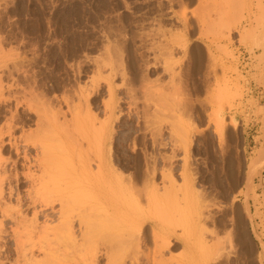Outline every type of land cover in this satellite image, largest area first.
Listing matches in <instances>:
<instances>
[{
    "label": "rangeland",
    "instance_id": "obj_1",
    "mask_svg": "<svg viewBox=\"0 0 264 264\" xmlns=\"http://www.w3.org/2000/svg\"><path fill=\"white\" fill-rule=\"evenodd\" d=\"M0 63L3 207L101 159L122 203L38 205L28 264H264V0H0Z\"/></svg>",
    "mask_w": 264,
    "mask_h": 264
},
{
    "label": "bare ground",
    "instance_id": "obj_2",
    "mask_svg": "<svg viewBox=\"0 0 264 264\" xmlns=\"http://www.w3.org/2000/svg\"><path fill=\"white\" fill-rule=\"evenodd\" d=\"M206 1V0H205ZM208 1V0H207ZM202 2V1H201ZM205 3V2H204ZM202 6V5H201ZM200 6V7H201ZM201 8H208L206 5H203V7H201ZM211 10V8H208V10ZM206 10V9H205ZM209 10V11H210ZM215 9H213V11H214ZM215 12V11H214ZM205 13H207V12H205ZM207 15V14H206ZM208 15H210V14H208ZM209 18V17H208ZM0 65H1V63H0ZM2 92V91H1ZM0 96H1V94H0ZM15 145H17V144H15ZM14 146V145H13ZM26 158H27V156H26ZM102 158V157H101ZM100 158V159H101ZM99 159V160H100ZM28 161H29V159H27ZM42 163V162H41ZM186 163V162H185ZM43 164V163H42ZM79 164H80V162H79ZM78 164V165H79ZM82 164V163H81ZM104 165H105V163H104V161H103V159H101L100 160V164H99V166H98V164H97V166H98V169L95 171L96 173H94V170H92V168L90 169L88 166H86V165H81V166H78V167H75V165H74V167L75 168H71L72 170H73V172H71V171H68V172H65V171H63L64 173H59V172H62V171H57V172H55V171H51V173L53 174V176H52V174L50 175V177H49V175H47L48 173L50 174V171L45 175L44 174V172H43V177H46V181H48L49 182V178H51V180L52 181H50L51 183H48V182H46L45 180L44 181H42V178H41V181L42 182H44L45 183V186H50L51 185V187L53 188V189H56L57 187L59 188V189H61V191H60V194L62 193L63 194V196H58L59 198L58 199H56V198H53V196H52V199L53 200H51V201H49L48 202V200H45V199H43V201H42V199H33L32 201H31V205H29V206H31L30 208L31 209H36L37 210V206L38 205H41L40 207H48V206H51V207H53L54 206V204H55V202L56 201H59V203H61V205L64 207V205H63V202L65 203V205L67 204V203H70L71 201H73L72 199H74V198H76V197H74L73 195H75L76 196V194H72L71 195V201L69 200L70 199V195H68L67 193H69L70 194V192L72 191L73 193H77L78 195L82 192V193H84V194H87V192L88 193H90V192H93V194H96V193H103V198H105V200L108 202V201H110L111 202V205H110V207H109V210H108V212H110L111 210H116V208H119L120 207V205L122 204H120L119 202H113L112 201V198H114L113 197V193L112 194H109L108 193V195L107 194H104V190L107 188L108 190L109 189H111L110 187L108 188V184L110 183H108V181H110L109 179H108V176H109V174H106L105 173V171H103V168H104ZM190 165V164H189ZM156 166V165H155ZM71 167H73V166H71ZM183 168H185V171H188V170H190V169H188V164L187 165H185ZM75 169V170H74ZM106 169V168H105ZM46 170V169H45ZM44 170V171H45ZM184 170V169H183ZM47 172V171H46ZM55 172V173H54ZM157 171L155 170V173H156ZM158 173V172H157ZM184 173V172H183ZM188 173L189 172H187V175H188ZM113 174V173H112ZM171 175V174H170ZM184 175V174H183ZM118 176V175H117ZM116 176V172H115V174H114V177L116 178L117 177ZM120 176V175H119ZM119 176H118V178H119ZM190 175H188L187 177H189ZM111 177V176H110ZM109 177V178H110ZM170 177V176H169ZM182 177V176H181ZM184 177V176H183ZM186 177V178H187ZM118 178H116L117 179V181L116 182H119V183H121V181H120V179H119V181H118ZM171 178V185L173 184V182H175L174 184L176 185L177 184V182L176 181H173L172 179L174 178H172V177H170ZM169 178V179H170ZM191 178V177H190ZM44 179V178H43ZM91 179V180H90ZM111 180H112V178H111ZM174 180H175V178H174ZM184 180L186 181V179L184 178ZM170 181V180H169ZM173 181V182H172ZM192 181V180H191ZM33 182V181H32ZM113 182H114V180H113ZM115 182V183H116ZM195 182V181H194ZM108 183V184H107ZM43 184V183H42ZM174 184H173V187H171V188H174ZM187 184V183H186ZM185 183H184V187H186V186H188V185H186ZM188 184H189V182H188ZM116 185V184H115ZM118 185V184H117ZM117 185H116V187H117ZM186 185V186H185ZM194 185V184H193ZM111 186V185H110ZM195 186V185H194ZM50 187V188H51ZM116 187H115V189H116ZM120 187V186H119ZM119 187H117L118 189H119ZM193 187V186H192ZM229 187V186H228ZM49 187H48V189H50ZM51 188V189H52ZM170 188V189H171ZM181 188V187H180ZM180 188L178 189L179 191H180ZM189 188V187H188ZM51 189L49 190V191H51ZM58 189V190H59ZM120 189L122 190V188L120 187ZM158 189V188H157ZM175 190H176V187L174 188ZM112 190H114V186L112 187ZM127 190H129L128 188H127ZM123 191V190H122ZM154 191V190H153ZM170 191H172V190H170ZM178 191V192H179ZM193 191V190H192ZM233 191V190H232ZM95 192V193H94ZM113 192V191H112ZM115 192V191H114ZM117 192H119V191H117ZM152 192V191H151ZM156 192V191H155ZM52 193H55V190L54 191H52ZM153 193V192H152ZM180 193V192H179ZM181 193H182V191H181ZM180 193V194H181ZM83 194V195H84ZM92 194V193H91ZM157 194V193H156ZM155 194V195H156ZM58 195V194H57ZM67 195V196H66ZM78 195H77V197H78ZM82 195V196H83ZM88 195V194H87ZM86 195V196H87ZM90 195V194H89ZM116 195V194H115ZM118 195V194H117ZM152 195V194H151ZM155 195H153L154 197H155ZM185 195V194H184ZM232 195V194H231ZM85 196V195H84ZM92 196V195H91ZM90 196V197H91ZM95 196V195H94ZM100 196L101 195H99V198H100ZM174 196V195H173ZM89 197V198H90ZM96 197H98V195L96 196ZM120 197V196H119ZM149 197V196H148ZM158 197V196H157ZM156 197V198H157ZM175 197V196H174ZM173 197V198H174ZM92 198V197H91ZM93 198H95V197H93ZM151 199L150 200H152L153 199V197H150ZM177 198H179V197H177ZM2 199H3V191H0V213H1V215L5 218V219H7V220H12V222H13V224H14V226H15V228H12V230H11V233L12 234H10L9 232H8V230H6V228L5 227H3L4 225L2 224H0V238H5V236L7 235H12V237H13V242H14V246H15V248H14V246H10V248H7V255H9L10 256V258L12 259V257H14V256H16V262L17 263H20V262H23L24 264H28V262H29V252L30 253H33L34 252V249H35V247H36V245L34 244V243H31L30 244V248H28V246H27V244H26V242L24 241V239H28V240H33V238L36 236V234L38 233L37 232V230H39V225H38V218L41 216H39V214H42L41 212H43L45 209L44 208H42V210L40 211V213H38L36 210H34V219L30 222V226L29 225H27L28 224V222H27V219L23 216V214L19 211V212H14L13 210H9V209H5L4 207H3V205H2ZM20 199V198H19ZM18 199V200H19ZM55 199V200H54ZM79 199H81V198H79ZM96 199V198H95ZM102 199V198H101ZM126 199V198H125ZM126 200H128V199H126ZM131 200H133V199H131ZM149 200V199H148ZM175 200H177V199H175ZM184 200V199H183ZM20 201V200H19ZM62 201V202H61ZM66 201H68L67 203H66ZM70 201V202H69ZM76 200H74V202H75ZM97 201V200H96ZM100 200H98V202H99ZM102 201H104V200H102ZM121 201V200H120ZM178 201L179 200H177V202H176V204H179L178 203ZM181 201L182 200H180L179 202L181 203ZM21 202V201H20ZM124 202H125V200H124ZM149 202H151V201H149ZM183 202V201H182ZM188 202V201H187ZM39 203V204H38ZM103 203V202H102ZM129 203V202H128ZM127 203V204H128ZM132 203V202H131ZM130 203V204H131ZM73 204V203H72ZM126 204V205H127ZM68 205V204H67ZM70 205V204H69ZM68 205V206H69ZM101 205H103V204H101ZM180 205V204H179ZM186 205V204H185ZM68 206H67V208H68ZM71 206V205H70ZM99 206V205H98ZM123 206V205H122ZM129 206V204L127 205V207ZM131 206H132V204H131ZM178 206V205H177ZM50 207V208H51ZM108 207V206H107ZM106 207V208H107ZM70 208V207H69ZM132 208V207H131ZM49 209V208H48ZM64 209H65V211H66V208L64 207L63 208V211H64ZM111 209V210H110ZM36 211V212H35ZM54 210H53V208H52V212H53ZM68 211V210H67ZM112 212V211H111ZM65 213V214H64ZM62 212L61 213V216H62V214H64V218H65V220L66 219H68L69 220V218H70V216H72V215H70L68 212V215H70V216H68L67 214H66V212ZM43 214H45V213H43ZM42 214V215H43ZM47 214V213H46ZM53 214V213H52ZM51 214V215H52ZM55 214V213H54ZM48 216H46L47 217V219H49L50 220V218H53V216L54 215H52L51 217L49 216L50 214H47ZM56 215V214H55ZM68 216V217H67ZM134 216V215H133ZM136 216V215H135ZM50 217V218H49ZM55 217V216H54ZM63 217L61 218L63 221H64V219H63ZM137 217H138V215H137ZM140 217V216H139ZM54 219V218H53ZM204 219V218H203ZM206 220H208V218H205ZM68 220H66L65 222H64V224L67 226V233H68V235H69V238H70V236H71V238L69 239V240H72V238H73V236H74V227H73V223H72V221H68ZM156 224V223H155ZM206 224V223H205ZM65 225H63V228L65 227ZM66 228V227H65ZM64 228V229H65ZM152 228V227H151ZM50 230V229H49ZM203 230H205V229H203ZM202 230V231H203ZM42 231L43 230H41V233H42ZM109 231H111V229L109 230ZM109 231H108V239L109 240H113L114 238H111V237H113V235H114V233L115 234H118L119 233V229H118V231H117V229L115 230V229H113V231L114 232H112V233H109ZM207 231V230H206ZM205 231V232H206ZM204 232V234H206ZM208 233V232H207ZM213 234V233H212ZM115 236V235H114ZM117 236V235H116ZM205 236V235H204ZM232 236V235H231ZM111 238V239H110ZM118 238V237H117ZM233 238V237H232ZM232 238L230 237V244H231V249L232 250H234L235 249V247H234V242H233V240H232ZM205 239V238H204ZM3 240V239H2ZM12 240V239H11ZM10 240V241H11ZM220 242L221 243V241L220 240H217V242ZM217 243H215V245H216ZM219 244V243H218ZM8 245V244H7ZM6 245V246H7ZM214 245V246H215ZM220 245H222V243L220 244ZM204 246H206V243H205V241H204ZM217 246V245H216ZM7 247H9V246H7ZM11 247H13V248H11ZM208 247V246H207ZM220 247V246H219ZM221 248V252H223V247L221 246L220 247ZM219 248V249H220ZM208 249H209V247H208ZM243 249V248H242ZM249 249V248H248ZM235 251V250H234ZM224 255H222L220 252H219V254H218V257H217V261L219 262V259H221V257H223ZM225 257V256H224ZM31 258H33V255L31 256ZM240 258H241V256H240ZM223 259V258H222ZM231 260V259H230ZM207 261V260H206ZM215 261V260H214ZM221 261V260H220ZM204 264H205V262H203ZM202 263V264H203ZM207 264V263H206ZM224 264V263H223Z\"/></svg>",
    "mask_w": 264,
    "mask_h": 264
}]
</instances>
